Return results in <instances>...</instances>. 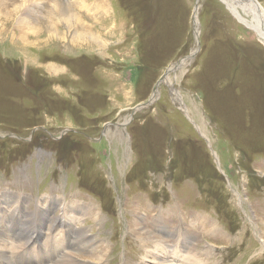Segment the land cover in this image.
Masks as SVG:
<instances>
[{
  "label": "rangeland",
  "instance_id": "1",
  "mask_svg": "<svg viewBox=\"0 0 264 264\" xmlns=\"http://www.w3.org/2000/svg\"><path fill=\"white\" fill-rule=\"evenodd\" d=\"M69 203L91 245L48 249ZM0 229L9 264H264V40L223 0H0Z\"/></svg>",
  "mask_w": 264,
  "mask_h": 264
},
{
  "label": "bare ground",
  "instance_id": "2",
  "mask_svg": "<svg viewBox=\"0 0 264 264\" xmlns=\"http://www.w3.org/2000/svg\"><path fill=\"white\" fill-rule=\"evenodd\" d=\"M24 1H25L26 4H28L30 2V0H24ZM223 1L230 8V10L236 15L238 20H240L242 23H244L249 29H252L253 31H255L259 35V37L262 40H264V8L262 6H260L255 0H223ZM237 5L242 6V8L245 10V15L246 16L245 15H240L241 13L238 10ZM18 12H19V10L16 11V12L14 11L15 14L18 13ZM52 15H54L56 17H59L58 15H62V23L68 24V26L72 27V26L76 25V27L77 26L85 27V24L83 23L84 24L83 25L82 22H80L78 16L75 13L73 14V12H71V10L63 9V8L62 9L61 8H53ZM248 16L252 17L251 20L247 19ZM67 17L68 18H70V17L72 18V20H71L72 22L71 23H68L69 19H67ZM196 24H197V22H196ZM196 34L199 36V30L196 31ZM83 35H86L87 37H89V39L92 41L91 42L92 45L102 46L104 44V41H102V37H100L98 33H93L92 32V33L88 34V33L85 32V33H82V36ZM79 37H77V38H79ZM79 206H80V204L69 203L68 206H67L66 211H65V208L63 209L65 211L66 221L68 222L65 225V228H64V233H65L64 234V240L62 242H59V240H56V241H52L51 240L50 244H46L45 243V246H47L48 249L50 248L51 245H52L51 247H54V244H57V248L58 249L62 248V243L64 242V245L67 247V250L69 249L68 250V252H69L71 247L75 248V249L76 248L79 249L81 245L84 246V244L85 245L86 244L89 245L91 243V240H90L87 232L84 229H80L79 228L78 232H77V237H75V234H74L75 233L74 232L75 229L72 226V222H70L71 220L74 221L73 217L70 216V213L79 212V211L83 212L84 214L87 213V208H85L84 205H82L80 209H79ZM41 217L42 216H40V219H41ZM98 217H99V215L97 216V218ZM42 218H43V222H44V220L45 221L49 220V217L46 216L45 214H44V217H42ZM61 230H62V227H61ZM28 235H31V234H27L26 233V234H23V235L20 236V240L24 241V243L21 244V241L19 240L20 242H19L18 247L19 246L20 247L21 246L24 247L27 244L26 241L28 239H30V237ZM68 236H69V239L67 241L66 238ZM8 237H9V235L6 232L4 233L3 230L0 229V257H2V259L4 261H6V262H7V260H9V261L12 260L11 255L14 254L13 251L10 253L8 248H7L8 247L7 243L10 241V238H8ZM71 239H72L73 242H71ZM12 246L15 247V248L17 247V246H15V243H14L13 240H12ZM12 246H11V248H12ZM35 246H37V247H35ZM40 247L41 246L36 243L35 245H33L31 247L30 253L26 249H24V248L22 249L21 248L22 250L16 256V261L14 263H11V264H21V263L24 264V261L27 259L26 255H30L32 259L39 260V262L37 264H43L42 261L44 259H48L49 256L46 253H44L45 256L43 257L42 253H40V251H41ZM33 248H34V250H32ZM41 248H43L45 250L44 247H41ZM37 249H39L40 251L38 252ZM24 251H25V254H20V253H23ZM45 251H47V250H45ZM75 254H76V252H75ZM75 254H74V256H75ZM65 255L66 256H64L60 262L64 261V259H66V257L68 258L69 255L68 256H67V254H65ZM74 256H71V257H74ZM2 259L0 258V264H9V262L8 263L2 262ZM53 259H54V257H53ZM65 261L68 264H79L78 260H76V259H68V260H65ZM29 264H36V262L35 261H30ZM161 264H167V262H164V263H161Z\"/></svg>",
  "mask_w": 264,
  "mask_h": 264
}]
</instances>
